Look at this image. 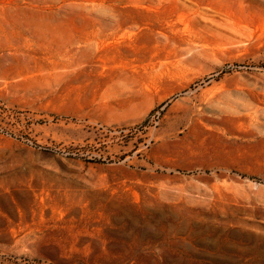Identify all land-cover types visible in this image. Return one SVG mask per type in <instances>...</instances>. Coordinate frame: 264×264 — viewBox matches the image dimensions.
Returning a JSON list of instances; mask_svg holds the SVG:
<instances>
[{
	"label": "rangeland",
	"instance_id": "1",
	"mask_svg": "<svg viewBox=\"0 0 264 264\" xmlns=\"http://www.w3.org/2000/svg\"><path fill=\"white\" fill-rule=\"evenodd\" d=\"M0 264H264V0H0Z\"/></svg>",
	"mask_w": 264,
	"mask_h": 264
}]
</instances>
